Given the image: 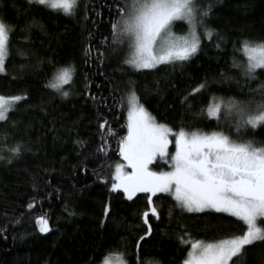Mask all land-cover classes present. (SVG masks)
Masks as SVG:
<instances>
[{
	"label": "trees",
	"instance_id": "obj_1",
	"mask_svg": "<svg viewBox=\"0 0 264 264\" xmlns=\"http://www.w3.org/2000/svg\"><path fill=\"white\" fill-rule=\"evenodd\" d=\"M123 7L125 0H78L66 15L35 0H0V22L10 29L0 95L22 97L0 121V264H99L110 254L127 264H183V241L245 231L228 213L189 212L164 193L128 199L112 184L129 92L174 131L223 132L264 147V123L238 131L239 117L227 109L219 119L207 114L214 100L264 102V68L248 74L242 50L245 41L264 42V0H200L198 50L139 70L125 62L128 42L113 35ZM188 31L173 22L174 34ZM65 67L74 69L70 83L49 87ZM38 218L47 220V232L38 230ZM258 223L264 228V218ZM230 264H264V241Z\"/></svg>",
	"mask_w": 264,
	"mask_h": 264
},
{
	"label": "snow or ice",
	"instance_id": "obj_2",
	"mask_svg": "<svg viewBox=\"0 0 264 264\" xmlns=\"http://www.w3.org/2000/svg\"><path fill=\"white\" fill-rule=\"evenodd\" d=\"M36 2L67 15L74 12L78 0ZM119 11L121 20L112 25L113 35L117 41L128 42L131 55L125 62L137 70L187 60L199 48L194 0H125V7ZM177 20L187 21V35L177 36L172 32V24ZM9 31L0 22V72L4 71ZM242 50L247 57L248 74L264 68V42L253 45L245 41ZM73 72L70 67L59 69L48 86L61 90L62 85L70 83ZM203 87L201 85L194 92ZM63 94L67 95L66 92ZM21 99L0 95V121L6 120L13 102ZM127 103L128 134L120 141V155L131 171L124 173V165L116 166L113 190L122 187L128 199L137 192L153 195L168 192L178 206L189 212L205 209L225 212L245 225L241 235L215 243L183 241L190 243L192 249L184 264H230L246 246L264 241V228L258 226V221L264 218V147H254L252 142L237 143L223 132H187L183 129L173 132L155 121L139 103L135 92L128 96ZM222 109L239 117L238 131L243 126L256 128L264 123V102L253 108L235 100H214L208 106L207 114L219 119ZM101 128H106V122ZM169 136L174 137V153L169 152V144L173 143ZM13 152L18 153L19 148ZM157 159L168 163L171 170L152 171L149 165ZM151 199L149 196L150 204ZM107 212L106 208L105 215ZM151 212L157 215L155 207ZM147 215L145 213V218ZM38 224L41 232L49 230L46 219L39 218ZM116 259L123 264L122 257ZM103 264H112L111 254L104 258Z\"/></svg>",
	"mask_w": 264,
	"mask_h": 264
},
{
	"label": "rangeland",
	"instance_id": "obj_3",
	"mask_svg": "<svg viewBox=\"0 0 264 264\" xmlns=\"http://www.w3.org/2000/svg\"><path fill=\"white\" fill-rule=\"evenodd\" d=\"M36 1V0H35ZM194 4H195V7H196V26H197V28H199V26H200V19H199V17H202V14H198L197 13V9H199V5H200V0H194ZM177 21H183L187 26H188V30H189V25H188V23H187V21H185V20H177ZM197 28H196V30H197ZM176 35V34H175ZM185 35H187V34H185ZM177 36H184V35H177ZM121 42H123V40H121ZM120 42V43H121ZM254 45V44H253ZM130 55H131V53H130ZM6 58V57H5ZM130 58V57H129ZM5 61V60H4ZM131 93H133V92H129L128 94H127V100H128V96L131 94ZM16 97V96H15ZM6 98H8V97H6ZM145 108V107H144ZM146 109V108H145ZM147 110V109H146ZM147 112L148 113H150L148 110H147ZM125 114H126V121H127V124H128V105H127V108H126V110H125ZM151 114V113H150ZM151 116H152V114H151ZM153 117V116H152ZM156 121V120H155ZM157 122V121H156ZM157 123H159V124H164V123H160V122H157ZM164 125H166V124H164ZM166 126H168V125H166ZM169 127V126H168ZM170 128V127H169ZM172 129V128H171ZM173 130V129H172ZM180 131V130H179ZM179 131H174L173 130V132H179ZM188 132V131H187ZM191 132V131H190ZM201 133H204V132H201ZM127 134H128V132H127ZM127 136V135H126ZM169 140L170 141H173V143H170L169 144V152L170 153H174L175 152V146H174V137L173 136H169ZM119 152H120V147H119ZM118 164H122V165H124V167H123V172L124 173H127V172H130L131 171V168H129L128 166H127V161H125L124 159H123V157H122V160H120L119 162H118ZM117 164V165H118ZM116 165V166H117ZM149 168L152 170V171H155V172H163V171H170L171 169H170V166H169V164L168 163H166L164 160H160V159H157V161H155L153 164H151V165H149ZM113 175H114V178H115V176H116V168H115V170H114V172H113ZM113 185V184H112ZM112 189H113V186H112ZM119 189V188H118ZM137 193H142V192H137ZM147 193V192H146ZM157 193H164V194H168L169 196H171L172 198H173V196L170 194V193H168V192H156L155 194H157ZM150 194H152V193H150ZM125 195L128 197V194H126L125 193ZM174 199V198H173ZM175 200V199H174ZM205 210H212V209H205ZM38 220H39V218L36 220V225H37V228H38V230L40 231V225L38 224ZM48 225V224H47ZM258 226H260L259 225V223H258ZM261 227V226H260ZM49 228V227H48ZM261 228H263V227H261ZM41 232V231H40ZM41 233H44V232H41ZM221 240H223V239H221ZM195 241H202V242H204V243H215V242H218V241H220V240H217V241H212V242H208V241H204V240H193V241H190V242H195ZM192 249H191V244L189 243V248H188V252H187V256H186V258H185V260L186 259H188L189 257H188V253L191 251ZM118 255L117 254H112L111 255V261H112V264H121V262L119 261V260H117L116 259V257H117ZM123 259V258H122ZM184 260V261H185ZM103 261H104V258L102 259V261L99 263V264H103ZM184 261H183V264H184ZM123 264H127L126 263V261L123 259Z\"/></svg>",
	"mask_w": 264,
	"mask_h": 264
}]
</instances>
